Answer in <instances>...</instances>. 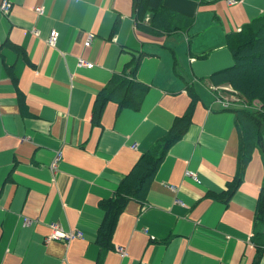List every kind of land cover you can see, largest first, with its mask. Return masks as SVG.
<instances>
[{"label":"crops","instance_id":"obj_1","mask_svg":"<svg viewBox=\"0 0 264 264\" xmlns=\"http://www.w3.org/2000/svg\"><path fill=\"white\" fill-rule=\"evenodd\" d=\"M3 1L0 264H264V132L228 196L240 153L234 109L262 108L209 82L233 61L226 35L263 18L264 0H162L193 20L168 35L138 29L132 0ZM116 77L145 85L142 101L106 100L94 125L95 96ZM231 95L238 106L223 109L217 97ZM186 114L144 197L124 204L100 244V204ZM53 225L81 238L45 241Z\"/></svg>","mask_w":264,"mask_h":264},{"label":"trees","instance_id":"obj_2","mask_svg":"<svg viewBox=\"0 0 264 264\" xmlns=\"http://www.w3.org/2000/svg\"><path fill=\"white\" fill-rule=\"evenodd\" d=\"M132 3V13L138 21L137 28L152 32L153 35L182 32L189 29L188 27L193 22L191 18L182 17L170 7H165L162 0H132ZM146 13H149L150 19L145 22L144 15ZM225 40L233 61L226 70L216 71L212 74L209 77V82L212 85L219 83L224 86L228 85L243 98L242 106L254 104V107L262 108V110L252 113L243 108L234 109L240 138V153L238 172L233 184L229 187L228 196H230L235 185L241 182L245 162L252 151L258 148L264 132V17L247 22L238 32L228 33ZM134 67L133 65L131 72ZM227 89L228 87L224 91ZM146 90L145 85L129 81L128 78L119 79L116 77L100 93L96 94L95 105L92 109V123L98 125L101 108L106 100L118 102L120 107L135 109L138 102L142 101L141 98ZM188 117L189 115L186 114L183 117L175 118L168 133L160 141L155 142L144 155L142 154L133 164L131 171L123 176L118 189L112 194L113 197L102 201L100 207L105 211V216L102 218L100 231L97 235L100 244L102 241L108 240L114 227L115 218L118 217L124 204L131 199L144 197L143 194L148 189L149 180L158 169V165L165 155L164 152L186 131Z\"/></svg>","mask_w":264,"mask_h":264},{"label":"built area","instance_id":"obj_3","mask_svg":"<svg viewBox=\"0 0 264 264\" xmlns=\"http://www.w3.org/2000/svg\"><path fill=\"white\" fill-rule=\"evenodd\" d=\"M229 3H235V0H227ZM0 8L2 10V12H5L7 13L9 10H10V7H9V3L7 1H3V3L0 5ZM49 37L48 39L46 40L47 44L50 45V46H53L56 42V40L58 39V33L55 31V30H51L49 32ZM91 38V36H88L86 41L83 43V46L87 47L88 45V42H89V39ZM78 60V67H84L85 69H88L89 67L93 66L94 64L92 62H86L82 59H77ZM217 100L220 101L221 103V106L223 107V109H227L228 107H230L231 105H237L238 106V103L236 98L231 95L229 96L227 99H223V98H220V97H217ZM54 162L52 164V169L54 167V165L61 161L62 157H61V154L59 152H56L55 155H54ZM185 177H190L194 180H197L196 179V176H195V173L193 171H186L185 174H184ZM175 187H171L170 186V189L173 191ZM32 221V219H29V218H25L23 222V224H29L30 222ZM79 239L81 238V233H79L78 231L76 230H71V231H67V232H64L62 231V229H60L59 227L57 226H51V233H49V235H46L44 237V240L45 241H49V242H52V241H62L63 243L67 244L69 242H71L72 240L74 239ZM119 252H122L120 251V249L118 250ZM125 254L124 251L122 252V255Z\"/></svg>","mask_w":264,"mask_h":264},{"label":"rangeland","instance_id":"obj_4","mask_svg":"<svg viewBox=\"0 0 264 264\" xmlns=\"http://www.w3.org/2000/svg\"><path fill=\"white\" fill-rule=\"evenodd\" d=\"M254 102H255V101H254ZM249 106H250V105H249ZM251 106H254V104H251ZM251 106H250V107H251ZM241 108L245 109V107H241ZM241 108H240V109H241Z\"/></svg>","mask_w":264,"mask_h":264}]
</instances>
